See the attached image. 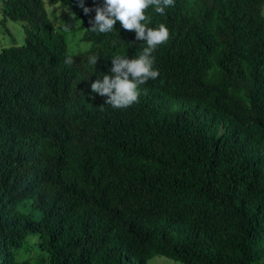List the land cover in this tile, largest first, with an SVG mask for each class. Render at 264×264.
<instances>
[{"label": "trees", "instance_id": "1", "mask_svg": "<svg viewBox=\"0 0 264 264\" xmlns=\"http://www.w3.org/2000/svg\"><path fill=\"white\" fill-rule=\"evenodd\" d=\"M52 1L88 51L70 52L45 0L2 2L26 35L0 49V264H34L16 250L31 234L41 264H264V0H194L211 40L190 36L187 0L146 11L170 37L153 93L124 109L91 84L138 55L133 36L89 30L104 0Z\"/></svg>", "mask_w": 264, "mask_h": 264}, {"label": "clouds", "instance_id": "2", "mask_svg": "<svg viewBox=\"0 0 264 264\" xmlns=\"http://www.w3.org/2000/svg\"><path fill=\"white\" fill-rule=\"evenodd\" d=\"M190 2L192 5H189ZM174 6L175 0H104L103 6L95 8V17L89 30L98 33V35H106L113 31L114 25L119 21L123 29L126 30V34L133 36L134 52L138 54L131 59L125 55L112 56V63L106 64L102 73L93 77L95 81L91 84V89L101 96H106L107 105L124 109L136 102L140 103L141 99L153 93L142 85L148 84L149 79L154 80L159 76V73L161 74L162 64L157 56L158 51H154L157 46L168 41L170 32L163 23L153 27L156 24L151 22V17L146 14V11L149 15L150 13L164 15L167 8ZM235 8L232 6L226 11L233 12ZM85 11L87 12L89 9L85 8ZM183 12L190 19L188 26L190 36H196L195 32L199 31L203 33V38L211 40L212 31L207 30L211 25L210 15L197 10L194 0H187ZM261 15L264 17V6ZM13 37L12 41L14 42ZM92 41L83 40L89 45L84 51H88L92 47ZM145 43L146 47H144ZM100 61V56H92L89 58L88 64L91 63L96 68ZM65 63L71 65V58H66Z\"/></svg>", "mask_w": 264, "mask_h": 264}, {"label": "rangeland", "instance_id": "3", "mask_svg": "<svg viewBox=\"0 0 264 264\" xmlns=\"http://www.w3.org/2000/svg\"><path fill=\"white\" fill-rule=\"evenodd\" d=\"M3 0H0V20L3 16ZM189 5H192L190 2ZM45 6L53 18L56 28L61 32L67 34V41L69 45V50L71 53L76 54L79 51H84L88 48V44L83 42L81 38V21L75 18L73 14L70 13L69 9L61 4L55 3L52 0H45ZM25 23L24 21H13L9 20L6 26L0 23V49L4 46H11L15 43L12 41V37L16 38V44L22 45L25 41ZM67 29V30H65ZM241 94H245L244 90H241ZM32 199H25L20 202V209L28 213L31 211ZM42 238L40 235L31 234L25 241L23 248L16 249L17 257L20 260L31 259L34 264H41V254H46L41 246ZM166 258V257H165ZM163 258L156 256L148 261V264H182L180 262L174 261L171 258Z\"/></svg>", "mask_w": 264, "mask_h": 264}]
</instances>
